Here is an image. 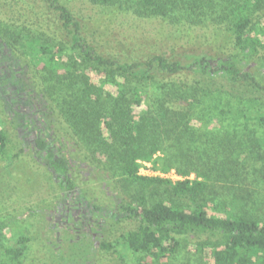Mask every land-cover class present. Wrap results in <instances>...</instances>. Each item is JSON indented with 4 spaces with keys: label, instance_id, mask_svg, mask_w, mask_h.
<instances>
[{
    "label": "trees",
    "instance_id": "16d2710c",
    "mask_svg": "<svg viewBox=\"0 0 264 264\" xmlns=\"http://www.w3.org/2000/svg\"><path fill=\"white\" fill-rule=\"evenodd\" d=\"M41 1L56 14L67 40L59 45H40L32 39V50L36 61L42 63V80L57 87L48 93L57 94L54 101L59 102L74 134L91 152L88 155L105 158L98 164L110 181L121 176L142 190L163 186L188 202L166 199L147 205L122 198L115 216L135 220L136 227L123 233L116 243H103L102 248L118 254L123 264H134L125 261L118 244L134 255L162 259L177 252L181 244L178 237L205 235L206 239L196 242V251L210 257L213 264H264V223L233 207L218 216L200 205L211 183L209 175L193 171L196 178L187 180L193 172L170 159H164L162 172L175 168L185 180L139 174V161H150L161 150V139L186 133L188 123L183 120L190 118L189 111L210 102L217 110L215 124L241 145H237V157H226L232 158L234 169L239 164L233 161L239 158L264 161L263 130L259 131L260 124L264 125V0H85L97 7H112L141 19L168 20L173 25H225L234 42V53L223 58L205 53L176 57L155 54L141 60L100 52L65 3ZM48 93L42 97L52 106ZM35 125L38 130L30 135L32 148L47 160L66 196L79 194L62 140L52 134L45 121ZM7 145L8 135L0 129V156L11 163ZM222 168L214 165L217 173ZM5 229L0 223L1 264H19L29 238L20 236L11 243ZM141 260L138 258V264H144Z\"/></svg>",
    "mask_w": 264,
    "mask_h": 264
},
{
    "label": "rangeland",
    "instance_id": "374dc122",
    "mask_svg": "<svg viewBox=\"0 0 264 264\" xmlns=\"http://www.w3.org/2000/svg\"><path fill=\"white\" fill-rule=\"evenodd\" d=\"M61 1L81 20L92 44L106 54L141 60L155 54L176 57L205 53L223 58L234 53V42L225 25H173L168 20L141 19L112 7H97L85 0ZM32 39L40 45H59L67 37L56 14L41 0H0V129L8 135L7 153L12 159L8 163L0 156V223L6 227L4 235L11 243L20 236L29 238L19 264H123L118 254L101 246L116 243L123 233L136 227L135 220L121 214L113 220L122 198L147 205L166 199L188 202L163 186L142 190L121 176L113 181L105 177L98 164L105 158L88 155L91 152L74 134L59 102L54 101L57 94L48 93L57 87L42 80V63L36 61ZM94 80L99 81V77ZM44 92L49 100L53 98L52 106L43 99ZM214 104L189 111L191 120L189 116L183 120L188 123L186 133L161 139V150L145 161L148 166L141 174L165 173L161 170L164 159L191 172L206 173L211 183L205 200L198 204L208 213L221 216L233 207L264 223V161L239 158L233 161L239 164L234 169L232 158L226 157H237L241 145L237 146L238 139L232 140L215 124ZM256 111L253 109L252 115ZM261 113L264 116V108ZM43 121L62 140L79 189L77 195L66 196L60 190L47 160L31 146L30 135L38 130L35 122ZM261 124L259 131L263 130L264 138ZM216 163L223 166L218 173ZM171 171L179 174L175 168L167 173ZM195 172L187 180H194ZM206 238L178 237L181 244L177 252L162 259L134 255L119 244L118 250L125 261L134 264H138V258L144 264H213L210 257L196 251V242Z\"/></svg>",
    "mask_w": 264,
    "mask_h": 264
},
{
    "label": "built area",
    "instance_id": "2783aa9c",
    "mask_svg": "<svg viewBox=\"0 0 264 264\" xmlns=\"http://www.w3.org/2000/svg\"><path fill=\"white\" fill-rule=\"evenodd\" d=\"M147 163L148 162H145V161L141 162L142 167L139 170V174H141V172L145 170V167L148 166ZM141 175H144V174H141ZM154 175L162 177V178H167V179L173 180L174 182L185 180V177L177 174L175 171H171L169 174L167 173V175H166V173H163V174L157 173ZM144 176H148V175H144ZM149 177H151V176H149Z\"/></svg>",
    "mask_w": 264,
    "mask_h": 264
},
{
    "label": "flooded vegetation",
    "instance_id": "af4514ba",
    "mask_svg": "<svg viewBox=\"0 0 264 264\" xmlns=\"http://www.w3.org/2000/svg\"><path fill=\"white\" fill-rule=\"evenodd\" d=\"M119 215H117V217L115 216V215H113V220H118L119 219V217H118Z\"/></svg>",
    "mask_w": 264,
    "mask_h": 264
}]
</instances>
